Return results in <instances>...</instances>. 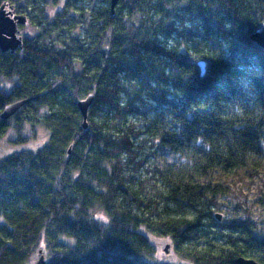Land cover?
<instances>
[{"label": "trees", "instance_id": "obj_1", "mask_svg": "<svg viewBox=\"0 0 264 264\" xmlns=\"http://www.w3.org/2000/svg\"><path fill=\"white\" fill-rule=\"evenodd\" d=\"M82 1L0 0L33 32L0 52V113L29 100L0 138L46 133L0 157V264H264L251 215L215 214L264 170V0Z\"/></svg>", "mask_w": 264, "mask_h": 264}, {"label": "rangeland", "instance_id": "obj_2", "mask_svg": "<svg viewBox=\"0 0 264 264\" xmlns=\"http://www.w3.org/2000/svg\"><path fill=\"white\" fill-rule=\"evenodd\" d=\"M104 0H99L95 3L94 9L100 7ZM77 7H83L85 13L92 7L88 0H83L77 4ZM79 9V8H78ZM47 13L54 12L53 9L47 7ZM19 28V36L21 38L31 37L33 32L28 23L21 25ZM77 32V29L74 30ZM12 139L10 134L4 138H0V157L11 154L20 149L28 151H36L38 147L46 141V133L44 130L37 128L32 138L23 145H13L8 141ZM226 184L229 185V190L226 193L218 196L221 203V210L215 214L221 215V219H232L235 217L244 218L248 213L252 219L264 229V170L260 172L254 179H228ZM1 221V219H0ZM149 240L157 249L155 260L159 262H174L176 256L172 251L170 242L165 238H159L152 235H147Z\"/></svg>", "mask_w": 264, "mask_h": 264}, {"label": "water", "instance_id": "obj_3", "mask_svg": "<svg viewBox=\"0 0 264 264\" xmlns=\"http://www.w3.org/2000/svg\"><path fill=\"white\" fill-rule=\"evenodd\" d=\"M119 0H109L110 11L113 13L115 7L117 6ZM26 19L23 16L14 14L11 7L5 5L0 6V52L1 53H14L15 51L22 48V38L19 36V26L24 25ZM250 41L256 44L259 48L264 50V22L262 25L249 36ZM201 71V76L204 74L205 65L203 62L198 63ZM93 100L92 95H88L84 100L77 102V108L82 117V127L86 128V117L89 106ZM29 100H21L15 103L6 105L2 112L0 113L1 120H7L12 117L24 104ZM220 220V216H217ZM41 252H39L40 254ZM236 264H257L251 259L237 258L235 260ZM35 264H45V258L40 255Z\"/></svg>", "mask_w": 264, "mask_h": 264}, {"label": "flooded vegetation", "instance_id": "obj_4", "mask_svg": "<svg viewBox=\"0 0 264 264\" xmlns=\"http://www.w3.org/2000/svg\"><path fill=\"white\" fill-rule=\"evenodd\" d=\"M18 28H20V26Z\"/></svg>", "mask_w": 264, "mask_h": 264}]
</instances>
